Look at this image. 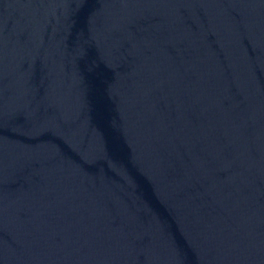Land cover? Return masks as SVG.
I'll return each mask as SVG.
<instances>
[{
  "label": "water",
  "instance_id": "water-1",
  "mask_svg": "<svg viewBox=\"0 0 264 264\" xmlns=\"http://www.w3.org/2000/svg\"><path fill=\"white\" fill-rule=\"evenodd\" d=\"M0 264H264V0H0Z\"/></svg>",
  "mask_w": 264,
  "mask_h": 264
}]
</instances>
